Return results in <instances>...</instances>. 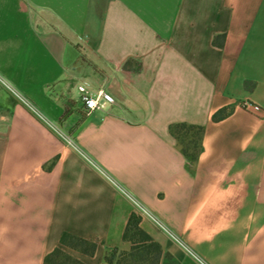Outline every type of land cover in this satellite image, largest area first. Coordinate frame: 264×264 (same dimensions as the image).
Wrapping results in <instances>:
<instances>
[{
	"label": "crops",
	"instance_id": "0c3cea01",
	"mask_svg": "<svg viewBox=\"0 0 264 264\" xmlns=\"http://www.w3.org/2000/svg\"><path fill=\"white\" fill-rule=\"evenodd\" d=\"M0 75L89 157L0 82V264H46L65 231L102 264L132 197L208 264H264V0H0ZM80 83L114 102L85 114ZM178 122L205 127L195 160ZM139 215L159 264H200Z\"/></svg>",
	"mask_w": 264,
	"mask_h": 264
},
{
	"label": "trees",
	"instance_id": "16d2710c",
	"mask_svg": "<svg viewBox=\"0 0 264 264\" xmlns=\"http://www.w3.org/2000/svg\"><path fill=\"white\" fill-rule=\"evenodd\" d=\"M130 63H125L127 67ZM221 112L213 115L218 119ZM204 125L178 122L169 126L170 133L177 139L185 155L191 160H195L202 148V137ZM141 216L134 212L130 215L123 233L124 241L130 242L129 249L113 247L105 255L102 264H159L161 247L150 234L140 226ZM68 246L77 249L85 254L93 255L97 242L65 231L60 238V245L54 247L44 256L46 264H87L80 258L74 256L64 249Z\"/></svg>",
	"mask_w": 264,
	"mask_h": 264
},
{
	"label": "built area",
	"instance_id": "2783aa9c",
	"mask_svg": "<svg viewBox=\"0 0 264 264\" xmlns=\"http://www.w3.org/2000/svg\"><path fill=\"white\" fill-rule=\"evenodd\" d=\"M129 78H124L123 83H128ZM0 82L5 85V87L12 93V95L21 103H23L30 111L37 115L44 123H46L52 130H54L67 145L74 148L76 151L81 153L87 159L89 157L80 149L76 144L71 135L64 132L57 122L49 119L41 109L28 97L22 94L18 89L11 85L4 77L0 75ZM78 91L80 93V100L82 102L83 112L89 114L95 109L105 108L107 105L114 102V95L105 87L98 86L97 88H91L86 83L78 84ZM243 106L249 110L259 111L261 110L260 105L251 101L244 100ZM119 188L120 185H117ZM139 214L146 215L150 217L155 223H157L162 229H164L174 240H176L191 256H193L200 264H208L201 255H199L192 247H190L179 235L173 232L169 227H167L163 221H161L154 213H152L147 207H145L140 201L132 197Z\"/></svg>",
	"mask_w": 264,
	"mask_h": 264
}]
</instances>
